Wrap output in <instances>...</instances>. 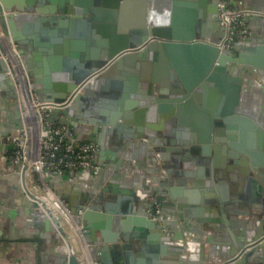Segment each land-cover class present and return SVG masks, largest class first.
<instances>
[{
	"label": "crops",
	"instance_id": "0c3cea01",
	"mask_svg": "<svg viewBox=\"0 0 264 264\" xmlns=\"http://www.w3.org/2000/svg\"><path fill=\"white\" fill-rule=\"evenodd\" d=\"M77 1L82 5L92 4V0ZM20 2L27 5L26 0ZM117 2L121 5L116 8L115 19L125 29L133 27L148 13L160 20L167 17L169 28L182 36L190 31V25L206 39L215 37L214 32L219 28L218 22L213 19L207 23L196 15L191 1L175 0L169 7L167 0L124 2L117 0ZM228 2L235 7L251 8L260 12L245 16L244 25L249 31V36L261 38V32L264 30V0ZM48 3V0H44L42 8L47 10ZM38 13L39 18L19 19L15 23V28L21 38H24L22 40L25 50L29 53L36 52L32 55L31 61L32 70L37 74L33 77L35 90L31 92L45 96L58 93L55 80L65 76L66 70L63 66L75 58L73 52L78 49L75 42L76 27L85 36L88 35L86 30H89L91 35V30L94 29L86 22H78L81 25L75 24L64 33L57 26L56 20L47 19L51 13ZM38 13L32 12L33 15ZM254 40L250 41L256 42V39ZM237 42L231 48H235L236 52L249 53L241 49L243 44L239 43L240 41ZM174 53L175 62L183 76L191 77L192 72L203 61L198 55L189 56L182 46ZM137 56L133 59L129 78L117 71L115 76L107 78L104 89L97 87L100 84L99 80L94 82L92 96L100 94L99 103L103 111L113 108L112 103L122 98L125 87L132 88L134 95H138L140 90H145L143 84L148 78L156 77V81L160 80L164 82L163 85L167 84L170 76L165 64L168 63L166 56L160 57L155 50ZM225 64L226 70L216 72L218 85L214 82V85H207L198 92L199 98L204 100L201 102L204 103L200 104L196 100L187 105L182 102L179 105L177 102L172 103L168 98L171 95V88L167 86L162 88L159 85L163 89L162 92L155 90L151 94L143 93L153 99L147 104L140 105L132 120L142 123L149 130L141 138L155 144L158 151L155 148L148 149L142 141L135 138H127L123 148H116L114 138L121 137L122 133L115 128L102 131L101 143H97L99 132L93 128L94 125L101 127L96 122L101 115L100 111H81L79 108H73L69 116L62 114L59 119L51 120L50 122L54 123L65 120L68 128L66 138L69 141L94 142L96 150L92 152L91 159L97 166L81 168L73 175L44 170L43 181L65 206L70 208L81 205L93 189H101L111 178L121 191L108 200V208L118 215L132 204V200L145 203L150 196H154L160 200V214L164 218L179 221L180 224L186 223L194 228L193 236H186L193 247V250L187 253L193 258H199L203 263L206 259L217 260L223 252L225 243L223 240H232L229 245L232 246L235 240L246 236L249 238L259 231L260 225L264 228V165L257 170H252L250 160L239 167L233 165L232 148L224 145L227 141H222L217 154L220 166L213 167V149L210 148L208 152L202 151L203 143L199 142L207 134L208 126L212 125L211 117L209 123L208 111L215 106L220 109L234 106L249 115L260 133L258 135L256 130H251L248 122L244 121L241 125L244 129L243 141L253 137L264 142V66L256 68L251 63H240L230 59H227ZM4 72L0 68V264H54V259L64 252L66 245L63 238L58 235H44L35 225L29 211L30 199L21 183L18 164L11 158L13 147L11 136L18 134L22 126L16 110L15 89L8 78L10 76ZM97 76L98 74L94 77ZM156 81L153 83L158 84ZM112 82H115L114 86L111 85ZM234 96H237L238 104L232 103ZM107 114L103 115L108 117L111 113ZM121 120L120 118L117 122ZM237 125L231 133L239 134L240 125ZM209 133L211 135L212 131ZM211 143L215 144L214 141ZM221 165L231 168V176L220 177L216 173L222 168ZM105 170H108L107 174H103ZM24 174L34 181V173L24 170ZM27 185L33 191L40 188L37 182L34 183L36 190L28 181ZM116 195L129 196L132 200L122 202L117 200ZM220 198L225 201L224 210L228 217L226 223L222 220L217 205L213 204ZM55 199L57 198L53 195L51 200ZM193 200L200 201L194 204ZM136 201L133 202L134 206L138 203ZM258 213L261 215L260 222L256 216ZM211 217L218 220H209ZM64 227L72 248L78 250L81 247V239H84L83 230L79 225L72 226L68 222ZM138 232L141 230L136 226L128 230L126 235L132 236V233ZM154 244L148 243V247L151 248ZM83 246L86 247L88 244L84 242ZM169 250H172V247H169ZM251 258L254 260L253 263H256L257 257L253 255ZM94 263L102 264L100 259Z\"/></svg>",
	"mask_w": 264,
	"mask_h": 264
},
{
	"label": "water",
	"instance_id": "95a60500",
	"mask_svg": "<svg viewBox=\"0 0 264 264\" xmlns=\"http://www.w3.org/2000/svg\"><path fill=\"white\" fill-rule=\"evenodd\" d=\"M185 1H191L193 12L196 11L195 14L199 15L207 23L211 19L218 22V0ZM26 2L27 5L22 4L20 0H0V39L8 59L13 65L18 88L23 95H26V88L22 71L30 90H35L33 77L37 74L32 70L31 61L32 55L36 52L32 51L29 53L25 50L24 41L22 40L24 38H21L15 28V23L19 19L39 18L40 14L38 12H49L51 14L47 19L56 20L57 26L64 33H67V29L70 30L75 24L77 26L81 25L78 22H86L88 26L91 25L94 29L91 30V35L89 30H86L88 35L85 36L76 27L75 42L78 49L73 52L75 58L63 66L66 70L65 76L55 80L58 93L45 96L36 93L34 97L38 100L54 102L66 100L63 104L54 106L44 116V119L49 121L59 119L62 114L69 116L73 108H79L81 111H100L101 115H99L96 122L101 127L98 128V126L94 125L93 128L96 132H99L97 140L99 144L101 143L102 131L115 128L122 133L121 137L114 138L113 143L116 148H123L127 138H135L142 141L148 149L155 148L158 151L155 144L154 146L151 141L141 138L149 130L142 123L132 120L133 115L136 114V109L153 99L145 94L154 93L152 91L155 90L162 92L163 89L160 86L162 88L167 86L171 88V95L168 98L172 103L177 102L179 105L182 102V104L187 105L196 100L201 104L204 103L201 102L204 100L199 98L198 92L202 88H206L207 85H214V82L218 85L216 72L227 69L225 66L227 59L240 63H251L256 68L264 66V30L261 32V38L259 39L248 36V40L239 42L243 44L241 49L249 53L236 52L235 48L219 49L214 44L223 34V29L220 25L218 30L214 32L216 36L213 38H204L203 34H199L200 32L197 29V32L194 31L191 25L190 31L182 36L174 29L171 30L169 28L167 17L160 20L148 13L133 27L125 29L115 19L116 8L121 5L117 0H92V4L88 3L86 5L78 3L77 0H48L47 10L42 8L44 0H26ZM167 2L169 7L175 3V0H167ZM100 4L103 6H100ZM33 11L38 14L33 15ZM4 29L7 31L11 43L14 44L21 66L12 54L10 45L4 35ZM254 39H256V42L250 41ZM181 46L189 56L198 55L203 58V61L192 72L191 77L181 75L175 62L174 51ZM149 50L157 51L160 57H163V55L167 57L168 63L165 64L168 67V75L170 76L167 84L163 85V81H156V77L148 78L143 84L146 87L145 90H140L138 95H134L132 88L125 87L122 98L112 103V109L108 108L106 110L107 113H111L110 116H104L103 114L107 113L101 109L99 103L100 94L92 96V94L94 95L92 90L94 82L99 80L100 84L97 87L104 89L106 88L107 78L115 76L117 71H120L122 75L126 74L129 78L133 59ZM0 68L3 72L5 71L3 62L0 63ZM96 74L98 76L95 78ZM8 78L12 83V88L15 89L13 79L11 77ZM102 78L105 79L102 80ZM154 81L158 84H154ZM112 84L114 86L115 82H112ZM143 93L145 94L143 95ZM237 100V96H234L232 103L236 102L238 104ZM15 102L16 110L20 116V126H22V114L17 95H15ZM207 105L210 106L209 104ZM208 117L209 123L210 117L212 118V125L208 126L207 134L199 142L203 143L201 144L202 151L208 152L210 148L213 149V167L220 166V162L217 161V154L222 141H227L224 145L232 148L233 165L239 167L244 163L247 164L248 160H250L252 170H257L258 167L264 165L262 164L264 163V142L260 141L259 138L253 137L248 141H243L244 129L241 125H243L244 121L248 122L251 130H256L258 135L260 133V130H257L255 122L249 115L237 110L234 106L225 109L215 106L208 111ZM120 118L122 120L117 122ZM96 122L94 121V124ZM237 124L240 125L238 128L239 134L231 133L232 130L237 128ZM210 130L212 131L211 135L209 133ZM213 141L215 144L211 143ZM35 149L36 130L32 119H30L29 153L31 157H34ZM112 156L115 159V155L113 154ZM24 168H22L20 178L25 194L30 199L29 211L35 220V225L40 228L44 235L60 236L66 245L64 252L54 259V264H86L89 260L92 262L98 259L101 260L102 264H243L246 261L253 262L254 260L251 258L253 255L257 257L256 262L264 261V228L261 225L259 231L249 236V238L246 236L235 240L232 246H229L232 240H223L225 243L219 258L217 260L206 259L207 261L205 260L203 263V261H199V258H193L187 253L193 250V247L190 246V241L186 236H193L194 228L189 224H180L179 221H171L169 218H164L160 214V210L156 217H151L148 213L150 208L148 200H145V203H141V201H133L129 196L120 197L116 195L118 197L117 200L130 202L131 199L132 204L124 208L121 211V215L116 212L113 213V210L111 211L108 208V200L121 191L115 180L110 178L101 189H93L81 205L70 208L65 206L68 209L66 210L62 205L54 208L50 203L47 204L46 199H42L37 194V191L31 190L27 185V181L33 188L34 183L37 182L40 188L45 189L41 182L42 175L39 171H33L35 174L33 181L24 174ZM230 170V167H222L216 173L220 177H228L231 176ZM107 171L105 170L103 174H107ZM34 189L36 190V188ZM135 201L138 202L136 206L133 204ZM199 201L193 200L194 204H198ZM224 202L220 198L213 204L217 205L221 218L226 223L228 222V217H226L224 210ZM179 216L181 217V215ZM256 216L260 222L261 215L258 213ZM209 220H218V218L211 217ZM67 222L72 226L77 223L80 226L79 228L83 230L84 239H81V247L78 250H74L69 242L64 227L65 225L67 226ZM136 226L140 228L141 232L132 233V236L126 235L128 230ZM84 242L88 246H83ZM148 243L155 244L150 248ZM169 247H172V250H169Z\"/></svg>",
	"mask_w": 264,
	"mask_h": 264
},
{
	"label": "built area",
	"instance_id": "2783aa9c",
	"mask_svg": "<svg viewBox=\"0 0 264 264\" xmlns=\"http://www.w3.org/2000/svg\"><path fill=\"white\" fill-rule=\"evenodd\" d=\"M217 8V19L219 25L223 29V34L218 41L214 42V44L219 49H228L231 48L237 41L247 40L249 34L247 28L244 25V17L249 14H257L260 12L251 8L232 6L229 4L228 0H218ZM4 31L6 39H10L7 31L5 29ZM12 46L13 50L15 51L14 44H12ZM1 62L4 64L6 74L13 79L17 100L19 101V89L16 78L12 72L10 61L0 39V63ZM30 94L32 101L34 104H36V108L39 111L40 125L37 162L34 165V171H39L41 175L44 170L54 173H66L67 175H73L81 168L96 167L97 165L91 159L92 152L96 150V144L94 142L83 141L79 143H73L66 138L68 128L65 121L54 123L44 119V116L48 114L50 109L56 105L63 104L64 101L66 102V100L61 102L38 100L34 97V94L31 92V90ZM11 140L13 142L11 158L15 163L18 164L19 173H21L22 168L25 165L23 121L21 131L18 134L12 135ZM42 178L43 177H41V182L44 188L52 192ZM41 190L45 192L43 188H41ZM52 194L57 198L60 205L65 207V204L53 192ZM148 201L150 203L148 213L154 218L159 214V202L154 196H150ZM66 210L68 209L66 208ZM92 264H95L94 261H92ZM243 264H264V261L256 263L246 261Z\"/></svg>",
	"mask_w": 264,
	"mask_h": 264
},
{
	"label": "bare ground",
	"instance_id": "6f19581e",
	"mask_svg": "<svg viewBox=\"0 0 264 264\" xmlns=\"http://www.w3.org/2000/svg\"><path fill=\"white\" fill-rule=\"evenodd\" d=\"M6 40L8 41V43L10 45V49L12 50L13 56L16 58L17 63L20 65V60L18 58L17 51L13 50V46H12V43L10 42V39H6ZM10 67L12 69V72L14 73V76H15V72L13 70L14 68H13V65L11 63H10ZM22 74L24 76L23 78H24V83H25V88H26V95H23L21 90L19 88L18 89H19V105L21 107L22 116H23V125H24V154H25V165H24L25 168H24V170H26L29 173H33V171L35 169L34 165L37 162V150H38L39 130H40L39 113H38L39 111L36 108V104H34V102L32 101V97L30 94V88L28 86V82H27V79H26L23 71H22ZM16 82H17V80H16ZM30 119H32L33 125H34L35 130H36V149H35L34 157H31L30 153H29ZM36 191H37V194H39L42 199H46L47 204L50 203L54 208L60 207V203L57 199L51 200V197L53 196L51 192H49V191L43 192L41 190V188H38ZM86 264H92V262L89 260V261H87Z\"/></svg>",
	"mask_w": 264,
	"mask_h": 264
}]
</instances>
